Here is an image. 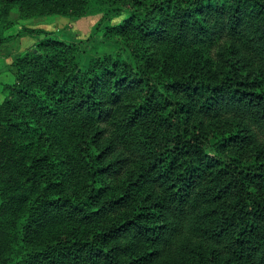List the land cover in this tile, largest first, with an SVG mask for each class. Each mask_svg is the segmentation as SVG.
<instances>
[{
  "label": "trees",
  "instance_id": "obj_1",
  "mask_svg": "<svg viewBox=\"0 0 264 264\" xmlns=\"http://www.w3.org/2000/svg\"><path fill=\"white\" fill-rule=\"evenodd\" d=\"M14 8L102 18L0 84V264H264V0Z\"/></svg>",
  "mask_w": 264,
  "mask_h": 264
},
{
  "label": "rangeland",
  "instance_id": "obj_2",
  "mask_svg": "<svg viewBox=\"0 0 264 264\" xmlns=\"http://www.w3.org/2000/svg\"><path fill=\"white\" fill-rule=\"evenodd\" d=\"M102 18L101 14H93L88 15L78 19H70L66 17H44L39 19H20L18 17V11L14 8L9 14L8 22L2 26L3 37H12L15 34H19L18 37L12 38L4 44H0V49L7 44H9V48L14 49L21 42H19L20 38L26 37L30 38V40L36 41L35 36H29V33L25 32L26 29H34V30H43L49 32H58L59 37H62L69 42H82L88 40L91 36L94 35V26L97 24L99 19ZM120 21L119 19L112 20V24H116ZM28 34V35H25ZM39 35L38 37H41ZM34 43L30 46L32 47ZM28 47V48H30ZM26 48V49H28ZM26 49L21 51L19 55H21ZM8 51V50H7ZM9 54H14L12 51H8ZM18 53V52H17ZM13 79V75L10 74L9 78L4 76L1 79L0 84L9 83ZM2 90L0 88V100L2 98Z\"/></svg>",
  "mask_w": 264,
  "mask_h": 264
},
{
  "label": "crops",
  "instance_id": "obj_3",
  "mask_svg": "<svg viewBox=\"0 0 264 264\" xmlns=\"http://www.w3.org/2000/svg\"><path fill=\"white\" fill-rule=\"evenodd\" d=\"M18 40H20L19 42L21 43L14 49L9 48V44L0 49V83L2 82L1 79L4 78V76H7V79L9 78L11 74L10 64L15 59V57L19 56L21 51L30 47L34 43L33 40H30V38L26 37L20 38ZM7 50L9 52L12 51L14 54H9Z\"/></svg>",
  "mask_w": 264,
  "mask_h": 264
}]
</instances>
